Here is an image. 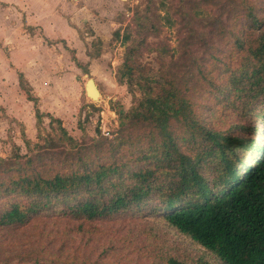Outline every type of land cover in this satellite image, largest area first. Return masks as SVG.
Masks as SVG:
<instances>
[{
  "label": "trees",
  "instance_id": "trees-1",
  "mask_svg": "<svg viewBox=\"0 0 264 264\" xmlns=\"http://www.w3.org/2000/svg\"><path fill=\"white\" fill-rule=\"evenodd\" d=\"M263 11L242 5L231 53L237 62L225 63V84L201 72L219 93V113L236 116L226 129L203 117L175 80L141 73L134 45L114 72L131 103L119 111L123 119L114 134L99 133L89 145L73 146L62 121L40 111L20 75L36 126L48 117L57 123L59 145L70 147L61 149L57 170L45 166L51 153L49 159L43 151L32 153L27 138V153L0 156V228L19 227L39 214L91 222L145 208L142 215L164 220L222 264H264ZM114 35L120 38L119 31ZM160 257L164 264H206L169 252Z\"/></svg>",
  "mask_w": 264,
  "mask_h": 264
},
{
  "label": "rangeland",
  "instance_id": "rangeland-1",
  "mask_svg": "<svg viewBox=\"0 0 264 264\" xmlns=\"http://www.w3.org/2000/svg\"><path fill=\"white\" fill-rule=\"evenodd\" d=\"M49 1L55 5L62 2ZM68 1L76 3V0ZM99 2L92 0L90 7L80 5L78 10V15L87 17L94 13L101 20L102 35L108 34V40L101 46L104 68L87 76L70 71L69 53L64 52L60 42L44 40L39 25L33 28V33V29L22 25L29 7L25 5L24 12L13 3L0 8L5 9L0 14L2 49L8 58L12 50L29 54L39 51L28 58L33 63L28 64L25 73L36 84L33 92L40 95V108L62 119L68 134L75 139L74 147L93 143L100 133L98 120L103 101H107L117 116V111L124 113L130 105L132 97L125 85L112 80V72L122 62L129 45L137 46L135 57L141 73L175 80L181 91L199 104L202 116L213 119L219 127L226 129L235 122L231 110L219 113L216 99L219 93L212 83L202 79L201 72L216 85L226 83L225 63L237 62L231 53L235 51L233 34L240 33L237 16L242 15L241 7L249 4L264 9V0H114L105 2L103 7ZM45 4H48L46 0ZM81 29L84 35L90 34L88 22ZM115 31H119L120 38L114 35ZM124 35L129 37L122 43ZM98 41V37L89 40L91 51L100 49ZM88 78L98 87L97 98L85 95L84 83ZM7 99L9 110L19 117L0 120V156L27 153L24 139L28 137L31 152L43 151L47 159L50 152L52 158L45 160V166L57 170L63 157L61 149L66 152L65 148L70 147L67 142L59 145L57 123H50L44 116L35 127L31 105L28 106L21 89L9 82ZM104 115L110 119V113L105 111ZM122 119L118 117L119 124ZM144 210L135 209L130 215L91 222L39 214L19 227H1L0 264H164L160 255L166 252L190 261L200 259L206 264H222L164 220L142 215Z\"/></svg>",
  "mask_w": 264,
  "mask_h": 264
},
{
  "label": "crops",
  "instance_id": "crops-1",
  "mask_svg": "<svg viewBox=\"0 0 264 264\" xmlns=\"http://www.w3.org/2000/svg\"><path fill=\"white\" fill-rule=\"evenodd\" d=\"M24 1L25 3H23ZM44 1L30 0L28 2V0H0V8L2 5H6L7 3H13L15 5L14 7H17L19 9L21 8L22 12H24L25 8L29 7L30 11H26L28 15L26 16L24 23L22 22V25L24 27H28V29L30 30H32L34 27L39 25L42 30L44 40L53 39L54 42H60L61 43L60 45L63 46V48H65L66 50L64 52H66L67 54L69 53L68 68L70 69V71L74 72L75 75L87 76L89 75V73L92 74L93 71L96 69L98 70L103 69L104 67L101 63V55H103L101 46H102V42L105 43L106 40H108L107 37L108 34H106L107 36L102 35L101 33L102 26H100L101 20L95 17L94 13L90 14L89 17L85 15H78V10L80 5H82V7L88 8L92 4L91 3L92 0H84L86 2H83L82 0H76V3H72L68 0H62V2H58L56 5L50 3L49 0H46L48 4H45L43 6ZM110 1L113 2L114 0H100L99 4H101V6L103 7L105 2H110ZM40 2L42 4H38ZM58 5L62 10L60 8H56ZM55 9L57 11L56 13H54ZM4 11L0 9V14L1 12ZM86 22H88V24L90 25L89 35H84L81 29V25H85ZM33 32L34 29L32 30L31 33ZM93 37H98L99 40L98 42H100L99 45L100 53L98 56L90 57V54L93 53V51H91L90 49L91 43L89 42V40H92ZM31 41L30 44L32 45ZM1 46L2 45H0V120L3 118L6 119L7 117H13L15 119L19 117L18 115L13 114V112H11L7 106V102H8L7 90H8V82L12 86H15L17 88L19 87L21 89L19 84L20 75L24 78L28 86L31 88V93L33 94V96L38 98V107L40 111L44 113H49L48 111L40 108L39 105L40 95L35 94L33 92L36 84L33 81V78L28 77V75L25 73L28 64L31 65L33 63L32 59L30 61L28 58L29 57L33 58V56H36L35 54L39 51H36L35 53L30 51L31 54H29V53H23L22 51L18 53V51L12 50L10 51L8 58L6 51L2 49ZM24 58L26 60H24ZM77 63H79V65ZM80 65L82 67H86V69L85 70L82 69ZM112 80L113 82L118 84V82L114 77V71L112 72ZM86 81L84 83V90H85ZM94 84L98 90L95 81ZM21 91L24 93L22 89ZM24 95H25V99L27 100L28 106L31 105V108L33 110L34 124L36 127V118L34 115L33 102L28 100L25 93ZM85 95L87 96L86 91H85ZM55 118H58L62 121V119L59 117H55ZM26 138L30 139L28 137Z\"/></svg>",
  "mask_w": 264,
  "mask_h": 264
},
{
  "label": "built area",
  "instance_id": "built-area-1",
  "mask_svg": "<svg viewBox=\"0 0 264 264\" xmlns=\"http://www.w3.org/2000/svg\"><path fill=\"white\" fill-rule=\"evenodd\" d=\"M90 104H88V108H90ZM107 111V113H110V119L109 116H105L104 112ZM118 113V112H117ZM99 120H98V129L101 135L110 137L114 134L115 129L118 128L119 120L115 110L110 109L109 104L107 101H103L101 103V110L99 111ZM119 115V114H118ZM113 129V130H112Z\"/></svg>",
  "mask_w": 264,
  "mask_h": 264
},
{
  "label": "water",
  "instance_id": "water-1",
  "mask_svg": "<svg viewBox=\"0 0 264 264\" xmlns=\"http://www.w3.org/2000/svg\"><path fill=\"white\" fill-rule=\"evenodd\" d=\"M85 91L89 98L93 99L96 97V95L99 93L97 90L94 80L92 78H88L85 85Z\"/></svg>",
  "mask_w": 264,
  "mask_h": 264
},
{
  "label": "bare ground",
  "instance_id": "bare-ground-1",
  "mask_svg": "<svg viewBox=\"0 0 264 264\" xmlns=\"http://www.w3.org/2000/svg\"><path fill=\"white\" fill-rule=\"evenodd\" d=\"M99 96V93L96 95V97L95 98H97Z\"/></svg>",
  "mask_w": 264,
  "mask_h": 264
}]
</instances>
